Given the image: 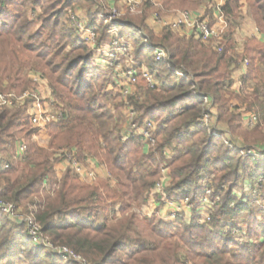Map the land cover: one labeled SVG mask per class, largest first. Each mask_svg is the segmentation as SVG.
Wrapping results in <instances>:
<instances>
[{"label":"trees","instance_id":"trees-1","mask_svg":"<svg viewBox=\"0 0 264 264\" xmlns=\"http://www.w3.org/2000/svg\"><path fill=\"white\" fill-rule=\"evenodd\" d=\"M19 2L0 0V38L11 37L28 53L36 55L35 60L48 72V77L44 75L52 81L53 96L60 103L65 119L48 127L53 134V152L30 145L26 170L19 172L14 168V162L9 172L0 166V195L19 207H26L40 197L47 184L49 193L35 205L43 233L54 245L69 247L90 264H187V260L199 264H264V220L260 218V214L264 218V208H254L257 201L254 196L234 210L229 208V204L237 199L236 189L245 188L243 183L249 181L252 186H257L258 180L264 179V166L245 158L237 150H230L220 140L223 135L218 136V130L202 123L206 110L201 97H207L219 105V123H227L232 130L242 126V114H236L240 110L231 112L222 96V88L238 66L237 54L229 53L233 49V23L239 19L241 0H228L224 8L229 22L224 54H218L193 38H181L170 30H164L160 39L153 28L146 26L144 19L139 25L124 21L119 26L121 37L134 43L137 57L147 59L151 73L162 84L156 89L146 87L131 101L139 124L151 120L160 127L156 145L148 155L143 152L144 143L140 138L122 142L124 129L120 106H115L117 115H114L111 108L102 105L95 93L101 86V76L91 67L93 54L73 26L64 24L67 11L72 6L78 8L72 3L89 4L93 8L98 1ZM164 6L194 10L199 4L189 0H164ZM247 6L264 35V0H247ZM36 8L44 12L45 25L35 34L28 14L29 9L34 11ZM88 15L91 25L100 22L99 12L91 11ZM152 46H161L167 51L165 61H153ZM245 48L251 65L244 84L256 82L249 107L262 123L264 44L251 39ZM4 59L5 55L0 57V64L5 62ZM10 64L0 69V95L20 94L35 87L30 79L27 89L12 88L14 81L11 79L9 86H5L7 78L3 74L15 73L16 80L22 78L21 68L17 70L13 63ZM18 65L22 67L20 63ZM87 68L90 72L85 74ZM177 71L182 77L176 76ZM39 72L42 73V69ZM228 84L231 86L233 80ZM242 128L239 134L247 143L250 138L255 139L254 143L264 142V136L258 137L261 134L259 127L252 133H249L250 127ZM35 132L26 107L0 111V151H6V144L11 140L20 138L27 142V136H33ZM22 133L26 136L22 137ZM61 137L65 144L56 146ZM103 144L106 148L102 149ZM75 148L81 162L91 155L98 157L106 149L102 162L118 181V190H112L107 181L101 182L106 184L104 192L100 186L82 184L70 169L60 180L55 156L60 151ZM167 149L174 153L170 163L169 198H190L197 205L205 188L212 189L213 198H220L213 216L216 219L213 227L219 225L218 230L197 223L174 226L158 221L156 225L155 219H158L155 217L138 219L134 211L148 203L153 187L161 179L164 168L159 160ZM261 185L264 189V182ZM0 220V264H14L22 254L32 259L33 264H80L61 261L46 249L34 246L25 225H17L2 214ZM243 226L248 228L247 236L243 240L233 239V232L243 231Z\"/></svg>","mask_w":264,"mask_h":264},{"label":"built area","instance_id":"built-area-1","mask_svg":"<svg viewBox=\"0 0 264 264\" xmlns=\"http://www.w3.org/2000/svg\"><path fill=\"white\" fill-rule=\"evenodd\" d=\"M191 2L200 3V8L198 10H177L173 13L172 19L168 20L166 16L160 15L157 11L150 19V27L155 31H164L170 30L179 34H183L187 38H193L194 40L200 41L206 46L211 47L218 54H224L226 50L225 46V37L229 29V22L224 12V8L228 0H189ZM149 2L157 8H162V0H121V3L129 10L130 13H137L142 7H144ZM69 22L73 23L75 30L80 34L85 44L88 48L94 52L95 56L98 54L97 47L102 46L97 43L99 27L91 25L87 22L82 14V11L79 8L69 10ZM121 16L117 10H113L112 14L103 17H106L105 22L108 25V31L110 34H115L114 44L112 48L114 52H111L109 59H112L110 67L114 66L115 58L118 55H123L126 58H130V61H133L134 55H132V49L129 45H123L119 42L118 32H114V22L112 19L114 17ZM256 32L260 33L259 29L256 28ZM150 50L153 54V61L155 63H161L167 58V51L161 46H152ZM239 54H243L244 50L239 49ZM100 57V61H102ZM105 62L103 61L102 64ZM242 65L246 70L250 67L251 62L248 59L243 60ZM140 72L137 68L132 67L131 70L123 74L122 86H120V93L123 98V105L127 110V122L125 124V129L122 134V142L126 143L129 139L140 138L144 143V149L146 152H150L151 149L156 145V132L157 126L151 120H144L140 124L137 121V113L130 105V99L135 93L133 86H136ZM144 77L148 82V87L152 89L158 88L154 83L152 76L149 75L147 71L143 73ZM182 77L180 71L176 72V76ZM29 79L33 82L35 87L30 90L24 91L23 93L11 92L9 94L0 95V111L4 109H14L20 106L26 107L27 114L30 117V122L32 126L36 129V134L42 133L47 130L48 127L52 124L61 123L65 119V115L61 110V106L56 98L53 96L52 89L48 85L47 79L39 71H34L29 75ZM238 87H242L243 83L237 82ZM208 100V98H205ZM216 115L214 113H206L202 118V123L213 127L216 124ZM246 121V118H245ZM258 121L256 117L250 118V123L246 121V126L255 125ZM228 145V142H226ZM16 154L19 155L20 159L25 158L24 156L28 153V145L23 141H18L16 144ZM245 158H249L257 163L264 164V151L263 150H244L241 152ZM61 162L65 170H71L72 173L77 176L80 180L95 183L98 180L105 177L106 180L112 181V176L106 167H102L100 163L92 160L81 162L78 159L77 151L64 150V152L59 153ZM164 160H169L171 158L170 150L167 149L163 153ZM0 166L3 167L4 171L10 169V164L7 163L0 156ZM162 178L155 184L151 191V198L153 202L148 209L156 206V201L159 202V207L161 204L167 203L170 207L173 208L174 213L171 215L170 220L173 222L169 223L176 226H182L185 223L186 217L188 218H197L200 225L212 224L213 216L217 211V207L220 204V198H213L212 189L205 188L204 196L199 200L198 207L194 205L190 198H179V199H170L168 196V189L171 186V176L168 172L167 166L163 169ZM104 175V176H103ZM258 188H262V183L264 179L261 178L258 181ZM239 196L240 194H236ZM240 198V197H239ZM169 200H172L169 202ZM235 204L231 205L232 207ZM147 207L140 211L144 213L146 217L152 218L151 215L147 214ZM155 207L154 209H159ZM36 208V207H35ZM202 209L203 212L206 209V213L200 215L198 211ZM38 210L31 209L27 213L22 212L20 207L11 201L5 200L0 195V214L4 215L9 221L17 225H25L28 231V235L32 239L33 243L38 245L41 248L46 249L50 254L56 255L64 261L73 260L80 264H90L83 257L74 253L67 246L54 245L50 238H48L44 233L41 225L37 221ZM143 214V215H144ZM156 214V213H155ZM198 215L200 219L196 216ZM154 216V214H153ZM1 221V220H0ZM177 223V224H175ZM187 223H190L188 221ZM1 228V225H0ZM235 235L240 236V240H243L246 236V233L241 230H235ZM233 232V233H234Z\"/></svg>","mask_w":264,"mask_h":264},{"label":"rangeland","instance_id":"rangeland-1","mask_svg":"<svg viewBox=\"0 0 264 264\" xmlns=\"http://www.w3.org/2000/svg\"><path fill=\"white\" fill-rule=\"evenodd\" d=\"M10 1L11 2H17V0H10ZM21 1L22 0H20V2ZM45 1L49 2V4H53L54 2H59V1L60 2H65V1L68 2V0H45ZM97 1H98L97 5L95 7L93 6V8H91L89 4H84V3L82 5H77V3H72V4L78 6V8L82 11L84 19L87 22H90L89 15H88L89 12H91V11H92V13L96 12V11L99 12L100 22L98 21L99 24L96 23L94 26L99 27V32H98L99 34L97 37L98 38L97 43L101 44L102 46L100 47V45H99V47H97L98 54L96 56H95L94 52L91 51L93 54V58H92L91 63H90L92 69H95V72L101 76L100 77L101 86H99L95 89V93L98 94V99L100 100L102 105L108 106L109 108H111L114 115H117V109L115 106H117V105L120 106V112H121L122 117H123V120L121 123L123 125V129H125L126 128L125 124L127 122V110L123 105V98H122L121 93H120V91H121L120 86H122L124 84V83H122L123 74H125L127 71L131 70L132 67L137 68V70L140 72L137 84H136V86H133L135 89V93H134V95H132V97L130 99V105L131 106H132V104H131L132 98L135 97L136 95H138L141 92V90H145V88L148 87V85H149L146 78L143 75V73L145 71H147L149 73V75L152 76V79L158 88H160L162 84H161L160 80L151 73L147 59L145 57H143V58L137 57L136 47H135L134 43L125 37H121V35H120L121 30H120L119 26L122 25V22H124V21H128V22L130 21L136 25L137 24L139 25L141 23V21L144 19L146 26L149 27L150 24L148 21L157 11H159L160 15L163 16V6H162V8L157 9L152 4V2H149L144 7H142L137 13L133 14V13L129 12V10L127 9V7L124 6L123 3H121V0H97ZM20 2L18 4H20ZM163 3H164V0H162V5H163ZM198 4L200 7V3H198ZM245 4L247 6V0H245ZM189 6H190V4H189ZM17 8H21V7H17ZM247 8H248V6H247ZM73 9H76L75 6H72L70 10H73ZM114 9L117 10L119 12V14L121 15L119 17H114L112 19V22L115 23L114 24V28H115L114 32H118V36L120 37L119 38L120 43H122L123 45H129L131 47L132 55H134V58H133V61H130V58H126L123 55H118L115 58L116 60L114 61V63H115L114 66L110 67L112 64V62H110V61L112 59H109L110 58L109 54L111 52H114L113 51L114 49L112 48V44H114V41H115L114 40L115 34H110V32L108 31V28H107L109 24L106 25V22L104 19H106V17L108 15L112 14ZM180 10H189V9L181 8ZM190 10H193V9H190ZM248 11H249V9H248ZM29 12L30 13L28 14V19L33 22V24H34L33 32L36 34L38 31H40V28L43 25H45L44 16H43L44 12L41 11L40 8H36V9H34V11L33 10L30 11V9H29ZM68 12L69 11H67V14L65 16L66 21L64 20L65 21L64 24L67 27L73 26V28H74V25H72L69 22ZM103 16H106V17H103ZM250 20H253V19L250 18ZM102 28H104L103 32H101ZM152 30L155 32V34L158 38H160V39L163 38L162 37L164 34L163 30L162 31H155L154 29H152ZM173 33L180 36L181 38L185 37L183 34H179L176 32H173ZM243 47H244V53L242 55H240V54L237 55L238 65L241 64L243 62V60L248 59L246 54H245V51H246L245 45ZM4 55H5V59H4L5 62L0 64V69L3 70V67L6 64L11 65L10 64V62H11L14 64V66L16 67L17 70H20V68H21L20 75L22 77L21 79L16 80V78L18 76H15L16 75L15 73L12 74V73L8 72L7 74H3L4 78L5 79L7 78L5 80V86H9L8 82L11 79V81H14L12 83V88L15 87L16 89H19V90L20 89H27L28 87H30V86H28V83H29L28 79H29V75L32 73V70H36V71L38 70L39 71V69H42V71L44 72V73L42 72V74L43 75L45 74L46 77L49 76L48 72L43 70V68H42L43 64L41 62H38L35 60L36 55L28 53L26 50L23 49V47L21 45L17 44L15 41H13V39L11 37H8V36L0 38V57H2ZM100 57H102V59H104V60L100 61ZM103 61L105 62L104 64H102ZM249 61L251 62V60H249ZM16 63H18V64L20 63L22 67H20V65H18ZM57 64H60V61ZM78 70H80V69H78ZM89 72L90 71L87 68L85 70V74H88ZM234 73H235V70L232 71V73L230 75V79H227V81H226L227 84L222 88V90H223L222 96L224 97V100L226 101L227 106H229L231 108V112H234L235 109L240 110L237 112L235 111L236 114H238V113L242 114V126L239 129H236V130L233 129L232 130L226 126L227 123H222V122L219 123L218 122V115H217V109L219 108V105L214 104L211 99L206 100L205 99L206 97H204V98L201 97L204 104H205L206 113H211V114L214 113L216 115L217 120H216V124L213 126V128L218 130L219 135L217 133L214 136L217 137V135L218 136L223 135V137L220 138V140L225 145L227 144L226 142H228V145H226V146L230 150H237L238 152H240L241 155H242L241 152L244 150L255 149V150H263L264 151V142H262V140H260V141L258 140L259 142L254 143L255 139L250 138L249 143H247L246 138L243 135L239 134L242 127H243L242 129H244L246 127H250L249 131H251V132H249V133H252V131H254L256 128L259 127V129L261 130V134H259L260 136H258V137L262 138L261 135L264 136V122H262V123L259 122V116L256 113H254V111H250V107H249L250 102H252V100H253L251 95L253 94L254 88L256 86V82H252V83L248 82V83L244 84V78H239V77L233 76ZM45 75H44V77H45ZM56 76H58V75H55V77ZM177 76H179V75H177ZM88 80L89 79H87V81ZM230 80H233V84L231 86L228 84V82H230ZM47 81H48L49 87L51 88V84H52L51 82L52 81L50 79ZM237 82L243 83V86L238 87L236 85ZM103 86H105L104 87L105 89L103 88ZM148 88H150V87H148ZM195 95H196V97L199 96L198 93H195ZM61 105L64 107L63 104H61ZM251 117H256L258 119V121L255 123V125L246 126L245 125L246 121L248 123H250L249 121H250ZM245 118H246V121H245ZM154 124L158 128L157 129V132H158L160 127L155 122H154ZM26 128H27V130H29L28 126ZM157 132H156V136H157ZM25 134L26 133H22L21 136L22 137L26 136ZM52 138H53V134L51 133L50 130L47 129V130L43 131V133L36 134V132H35V134L33 136H30V137L27 136V138H26L27 142L24 139H20V138L9 141L5 147L6 151H4V152L0 151V156L7 163L10 164V169L7 172H9L10 170L12 171L11 166H12L13 162H14L13 163L14 168L16 170H18L19 172L26 170L25 167H26V164L28 162V154H29L30 145H32V147L35 149H43L46 151L53 152L55 149H51ZM156 139H157V137H156ZM18 141H23V142L27 143V145H28V153L24 156L25 158H23V159H20L19 158L20 156L16 154L15 148H16V144ZM57 144H65V139L62 137L59 138L56 141L55 145L57 146ZM251 144H252V146H250ZM103 148H106V146L104 144L102 146V149ZM74 150L77 151V155H78L77 148H75ZM104 150H106V149H104ZM104 150H102L103 153L100 152L101 154H99L98 157L93 156V155L88 156L84 162L94 160V161L101 164L102 157L105 156V153H106ZM60 152H64V151H60ZM143 152L147 155L150 153V152H146L144 147H143ZM83 154H88V153L84 152ZM170 154H171V158L169 160L163 161V158L159 160L161 163V166L163 168H165V166H167L169 174L171 173V170H172V166H170V163H171L173 155H174L172 150H170ZM59 155L60 154H57L55 156V158L57 160L55 163V167L58 171L59 179L61 180L64 173L67 170L64 169L62 162L58 161ZM255 163L259 164L261 166H264L263 163H257V162H255ZM103 164H101V166L106 167L107 170L109 171V168L107 167V165H105V164L103 165ZM163 172H162V176H163ZM162 176H161V178H162ZM78 180L80 183L85 184V185L90 186V187L100 186V189L103 192L105 191L104 186L106 184L105 183L102 184L101 182L107 181V182L111 183L112 190H116V189L118 190V181L115 180L114 177H112V181L106 180L105 177H102V179L98 180L95 183L83 181V180H80L79 178H78ZM260 180L261 179H259L258 181H260ZM243 184H245V188L244 189L241 188V190H239L238 188L236 189L235 194L240 193V195L239 196L235 195V197L237 199L229 204V208L231 210H234L237 207L244 205L247 202V198L252 197V196H254V198L257 200L255 205H254V208L255 209H257V207L258 208H264V189L258 188L257 186H252V184L249 181H246ZM46 186L47 187L41 191L40 197L37 196L34 199V201H35V202L33 201L34 203H28V205L26 207H24V206L20 207L22 212L27 213L31 209L36 210L35 205L40 204V202H41L40 198H45V195L47 193H49L48 185L46 184ZM53 193H54V191L53 192L51 191V194H53ZM153 201H154L153 198L150 197L148 200V203H146L145 205H142V207H140V208L135 209L134 212L137 215L139 220L143 221L146 218L147 219L150 218V217H146V215L144 213H143L144 214L143 215L140 211H142V209H144L147 206L150 208ZM170 201H172V200H169V202ZM232 204H235L234 205L235 207L231 208ZM148 207H147L146 213L151 215L152 217H155L158 219V220L155 219L156 225H158V221H163V222H167L168 224H171V223H169V221L172 222L170 220V217H171V215H173L174 210L172 207H170L168 205V203H167V206H165V204L163 202V204H161V206L159 207V202L156 201V206L152 207L151 209H148ZM155 207H157V208L159 207V209L156 210V209H154ZM197 207H198V205H197ZM198 213H200V215L205 214L206 209L204 212L202 209H200L198 211ZM153 214H154V216H153ZM196 216L200 219V217L198 215H196ZM194 217L192 219L186 217L185 223L182 226H187V225L189 226L192 223H197L198 225H200V223L198 222V219L197 218L194 219ZM260 218L262 220H264L262 214H260ZM214 220H216V219H214ZM188 221H190V223H187ZM1 224H2V221H0V225ZM175 224H177V223H175ZM205 225H207L211 230H218L219 229V225H218V227H216L214 229L213 223L212 224H205ZM241 225L246 226L245 224H242V223H241ZM174 226H176V225H174ZM247 231H248V228L244 227L243 232L246 233V236H247ZM47 237L49 238V236H47ZM233 237H234L233 239H237V240H239V238H240V236L235 235V232H234ZM34 246L39 248V246L36 244ZM54 256H56V255H54ZM60 260L64 261L63 259H60ZM65 262H73V260H68ZM186 262H187V264H199L197 262H192L189 260H187ZM14 264H33V262H32V259H30V258L27 259L25 257V255L22 254L18 260H14Z\"/></svg>","mask_w":264,"mask_h":264},{"label":"crops","instance_id":"crops-1","mask_svg":"<svg viewBox=\"0 0 264 264\" xmlns=\"http://www.w3.org/2000/svg\"><path fill=\"white\" fill-rule=\"evenodd\" d=\"M241 5H242V8H241V11L239 12V19L238 21H236V23H233L235 27V33L232 38L233 39L232 40L233 49L231 50V53H229V55H231L232 53L238 55L239 49L244 50L243 46L246 45L248 41L251 39H255L259 43L264 44V35L256 32L257 26L253 20H250V18L252 19V17L250 16L248 8L245 4V0H241ZM164 7H163V15L166 16L168 20L172 19V15L175 11L180 10L179 8L168 9ZM199 8L200 7L198 6V8H196L195 10H198ZM248 71H249V68L246 70V68H244V66L241 63L236 67L235 73L233 76L244 78L247 76Z\"/></svg>","mask_w":264,"mask_h":264}]
</instances>
